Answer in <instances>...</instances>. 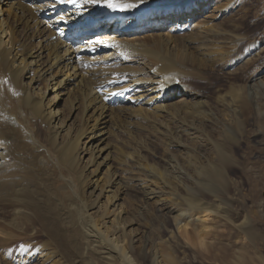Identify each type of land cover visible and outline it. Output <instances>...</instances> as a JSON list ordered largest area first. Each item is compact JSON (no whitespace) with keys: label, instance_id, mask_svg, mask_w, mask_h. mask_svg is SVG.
<instances>
[{"label":"bare ground","instance_id":"1","mask_svg":"<svg viewBox=\"0 0 264 264\" xmlns=\"http://www.w3.org/2000/svg\"><path fill=\"white\" fill-rule=\"evenodd\" d=\"M212 1L121 0L139 5L121 12L86 0H77L79 7L62 0H0V203L11 214L5 229L0 228V242L35 217L49 244L57 247L51 246L54 250L49 251L47 243L46 249L20 250L18 263L38 259L41 264H60L61 252L73 249L69 251L73 255L70 264H136L131 253L141 237L135 228L130 229L132 218L124 217V204L119 201L129 187L143 189L144 196L156 199L159 209L168 215L178 201L172 203L169 198L173 206L169 204L166 195L173 197L174 192H165L163 182L155 189L145 183L140 157L132 159L135 170L127 176L126 157L121 158L122 147L115 142L121 132L119 123L144 116L171 117L169 121L177 120L181 132L194 139L199 126H215L212 108L227 109V119L236 124L242 110L252 105L250 91L248 96L238 94L249 88L246 84L231 85L226 93L217 95L214 106L205 107L197 100L201 94L182 82L195 77L188 64L206 61L191 54L187 46L197 49L199 38L204 43L208 39L225 42L213 23L218 15L215 8L195 21ZM225 13L221 10L220 17ZM124 17L128 18L120 25ZM107 18L112 22H102ZM95 23L100 25L94 28ZM242 40L229 41L232 50L207 59L219 67L236 63L254 50L247 47L235 57ZM29 43L34 47L27 49ZM124 91L130 95L121 100ZM67 102L68 108L74 107L73 111L67 108L71 114L64 113ZM34 121L53 146L61 147V158L69 165L64 172L74 171L66 177L76 175L75 180L71 175L57 177V171L49 166L52 171L48 172L51 144L37 140ZM229 125L220 131L226 142L233 140L235 126ZM226 142L216 144L218 158L213 165L203 167L192 156L184 157L186 165L196 170L199 185L219 181L221 166L233 163L225 151ZM175 146L187 150L182 140H175ZM169 160L172 170H180L175 159ZM182 178L172 176L173 184L189 190V205L199 209ZM87 181L94 183L90 199L80 191ZM102 197H106L105 203H101ZM110 201L114 208L105 210ZM207 234L202 229L196 234V243L206 245ZM147 247L140 250L144 253Z\"/></svg>","mask_w":264,"mask_h":264},{"label":"rangeland","instance_id":"2","mask_svg":"<svg viewBox=\"0 0 264 264\" xmlns=\"http://www.w3.org/2000/svg\"><path fill=\"white\" fill-rule=\"evenodd\" d=\"M214 8L218 15L213 23L218 26L217 35H221V40L225 42L208 39L210 41L206 40L204 43V39L199 38L200 45L197 49L187 46L191 54L204 58L206 61L199 65L188 64L190 74L195 77L182 79V82L201 94L200 99L197 100L202 101L205 107L214 106L217 95L226 93L231 85L237 87L246 84L249 88H243L238 94L245 93L248 96L247 93L250 91L249 95L253 98L251 99L252 105L242 110V115H239L236 124L231 118L232 122L227 119L229 118L227 109L219 111L212 108L215 113V126H199L200 133L192 137L194 139L181 132L182 129H179L177 120L176 122L172 119L169 121L171 117L162 119L163 117L144 116L128 120V122L122 121L123 124L119 123L121 132L118 133L115 142L118 147H122L119 149V151L122 150L119 152L122 154L121 158L126 157L124 167L127 176L133 175L135 170L132 159L140 157L144 166V174L141 177L145 178V183L155 189L160 187V182H163L167 185V188L163 189L165 192L169 189H172L169 192H174L173 197L166 195L167 199L170 198L172 203L176 200L179 202L175 203L177 205L173 213L168 215L159 209V205L155 202L156 199H148L144 196L143 189H132L131 187L127 189V195L123 196L124 201L121 200L119 203L124 204V217L127 220L132 218L130 229L135 228L134 232L137 231L138 237H141L135 242L131 253L136 264H168V260L172 264H264V0H213L198 17L196 15L195 21L204 14L211 13ZM221 10L226 13L220 17ZM12 24L14 25V22ZM215 33L212 35L217 36ZM242 38L235 57L244 54L247 47L254 50L236 63L228 67H219L207 59L208 55L223 56L226 51L232 50L229 41ZM31 46L34 47L32 43L26 44L27 49L32 48ZM67 104L69 102L64 106V113L71 114L68 110L71 108H68ZM228 122H231L230 125ZM232 124L233 128L234 126L236 128L233 129V137H231L233 140L226 142L221 138L220 131ZM33 126L37 140L46 144L50 138L40 124L34 121ZM174 138L176 141L182 140L185 143L186 152L175 146ZM82 140L85 142L86 138ZM50 141L46 145L49 146L52 142ZM218 142H226L225 151L228 157L230 156L229 158L232 157L234 164L221 166L223 177L219 181H213L208 186L199 185L196 170L186 165L184 157L192 156L203 167L213 165L218 158L215 151ZM52 146L53 143L50 147L52 150H49V154L53 155L52 157L49 155L52 161L48 160L51 165L47 163V167L54 168L53 171H57L59 178L62 175H65V178L68 173L73 174V170L64 172V170H69V165H66L64 159L61 158L62 152H59L61 147L56 144L54 145L56 147ZM171 158L176 160L178 169L180 168L181 171H174L170 168L169 159ZM55 161L63 162L65 166L63 163H60L62 166L54 163ZM49 167L48 172H51ZM87 173L89 174V170ZM177 174L183 177L181 180L191 189L195 204L202 209H193L189 205L191 198L189 190L178 188L173 184L172 176ZM70 177L73 180L76 179V175L75 179L73 175ZM151 180H154L153 183ZM93 188V181H87L80 189L82 196L92 198L93 194L90 192ZM171 200L169 204L172 205ZM105 201L106 197H102L101 203ZM2 207L0 203V228L5 229L4 226L11 214ZM104 208L109 210L114 206L110 201L105 204ZM34 218L26 222L24 230H13L12 237L7 238L2 244L0 242V264H21L17 261L20 250L27 249L31 252L40 247L46 249L47 243L49 251L54 250L52 248L57 250L56 246L49 244L47 235ZM179 226H181L180 229H178ZM202 229L209 232L204 239L206 245L196 243V237L199 238L196 234L199 235ZM144 245L148 247L143 253L140 249ZM71 250L73 249L69 251ZM69 251L61 252L63 257L60 264L71 262L73 255ZM39 262L37 259L27 264H41Z\"/></svg>","mask_w":264,"mask_h":264},{"label":"snow or ice","instance_id":"3","mask_svg":"<svg viewBox=\"0 0 264 264\" xmlns=\"http://www.w3.org/2000/svg\"><path fill=\"white\" fill-rule=\"evenodd\" d=\"M62 2H66L72 4L74 6L79 7L80 5L77 3V0H62ZM86 2L94 3V4H103L105 7L117 10V11H128L130 9H134L139 5L137 3H124L121 0H86ZM144 0H140V3H143Z\"/></svg>","mask_w":264,"mask_h":264}]
</instances>
